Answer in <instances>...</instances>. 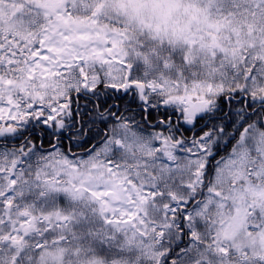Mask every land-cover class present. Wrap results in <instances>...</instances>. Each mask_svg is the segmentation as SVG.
<instances>
[{"label":"snow or ice","instance_id":"6c2138e0","mask_svg":"<svg viewBox=\"0 0 264 264\" xmlns=\"http://www.w3.org/2000/svg\"><path fill=\"white\" fill-rule=\"evenodd\" d=\"M0 264H264V0H0Z\"/></svg>","mask_w":264,"mask_h":264}]
</instances>
